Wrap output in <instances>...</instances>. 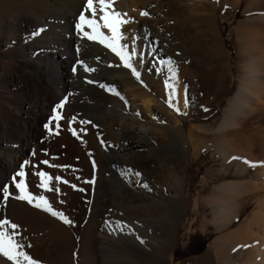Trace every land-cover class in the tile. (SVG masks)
Returning <instances> with one entry per match:
<instances>
[{
  "label": "rangeland",
  "instance_id": "1",
  "mask_svg": "<svg viewBox=\"0 0 264 264\" xmlns=\"http://www.w3.org/2000/svg\"><path fill=\"white\" fill-rule=\"evenodd\" d=\"M83 2L85 13H89L88 18L94 20L87 0ZM126 2L128 18L134 21L142 16L139 19L143 22L142 26L147 28L148 35L155 34L156 44H161L171 54L168 62L163 63L161 76L156 74V70L150 71L148 66L140 73L146 87L139 89L144 99L152 100L149 103L151 107L158 106L164 109L163 112L170 111L177 121L175 125L173 117L162 116L158 125L151 129L152 134L164 144L162 149L150 152L152 163L148 165L150 168L155 167L153 171L156 169L154 173L161 179L159 183L165 191L169 182L165 179L167 172L162 166L171 164L175 167L180 183L171 196L180 198L182 205L174 207L172 211L161 207L156 212L160 224H173L174 227L172 244L158 254L163 257L165 264H264V0ZM141 11H146L148 15H141ZM13 19H0V61L6 64L19 58L2 46V37L13 34L4 33L6 25H10L8 22ZM213 43L221 47L218 60L212 50ZM127 49L129 55L132 49L123 48ZM141 49L145 50V46L142 45ZM133 59L134 56L130 62L132 65ZM157 60L154 53L148 63ZM8 65L13 68L11 64ZM254 74L257 76L253 77ZM166 81L171 86L168 89L165 88ZM0 83V127L13 142V133L18 130L23 138L20 148L23 158L18 166L19 171H24L23 176L14 170L8 175L0 171V220L7 219L18 225L15 230L8 229L9 233H18L14 239L22 247L17 251L26 253L36 264H136L135 253L114 249L111 243L100 246L106 254L98 253V257L93 254V241L98 233L97 225L93 224L96 227L94 229L89 227L90 208L96 193L95 180L98 179L94 153L101 150L100 147L108 140L106 136L93 126L94 122L85 120L83 110L74 108V119L65 122L57 135L69 152L55 157L46 149L42 150V154H46L42 157L47 161L43 163L53 177H41L33 172L36 169L34 153L24 146L29 137L27 126L22 124V119L16 118L17 103L25 96L23 93L18 94L9 78L1 77ZM243 84L252 89L257 98L248 100L252 111L250 114L243 109L240 116H236L233 110L237 111L238 102H243L239 92ZM173 88L175 95L171 102L175 107H170L166 101L172 95ZM123 90L125 98L128 93L125 87ZM112 101L110 97L100 98L95 101L92 111L100 117L104 113L107 115ZM3 106L9 107L11 111L3 110ZM226 119H233L232 125L216 131L222 120L228 121ZM208 130L215 132L209 133ZM120 132L116 131V134ZM118 139L113 140V143ZM248 146L252 153L247 159L255 164L244 165L235 158L227 157V151L234 149L246 152ZM132 170L130 182L136 185L138 170ZM20 180L24 181L23 191L16 187ZM230 182L238 184L240 188L237 192L224 187ZM42 183L47 187L42 186ZM4 186L10 193L7 199L3 195ZM21 196L29 197L32 202L19 198ZM104 198L106 201L102 207L107 212L99 216L100 221L110 218L108 211L113 212V201L107 195ZM159 199L165 200L164 197ZM216 199L231 200L236 210L226 213L218 211L213 204ZM228 204L224 205L230 206ZM49 206L52 211H61L69 216L71 223L58 220L56 215L47 210ZM19 209L32 214L34 211L43 213L56 222L42 227L34 225L18 214ZM147 213L149 211L143 213V217ZM246 223L251 228L244 227L236 231ZM219 224L229 225L219 227ZM247 230L250 238L245 234ZM17 259L19 264H29L22 257ZM0 264H16V260L10 261L0 254Z\"/></svg>",
  "mask_w": 264,
  "mask_h": 264
},
{
  "label": "bare ground",
  "instance_id": "2",
  "mask_svg": "<svg viewBox=\"0 0 264 264\" xmlns=\"http://www.w3.org/2000/svg\"><path fill=\"white\" fill-rule=\"evenodd\" d=\"M84 9L83 0H0V19L14 18L12 22H8L10 25H6V30H4L5 34L8 32L13 34L2 37V46L14 56L19 57L7 64L2 60L0 61V79L1 77L9 78L12 87L16 88L18 94L23 93L25 96L17 103L16 118L22 119V124L27 126L29 137L24 146L34 153L36 169L34 171L32 169V171L36 174L39 175L43 172L47 179L53 177L51 171L43 163L44 157L42 156L46 154H42V150L46 149L55 157L64 152H69L57 135L65 126V122L74 119V108L83 110L85 120L94 122L93 126L108 139L100 147L101 150L97 149L98 152L94 153L95 174L98 179L95 180L96 193L89 215V227L93 229L97 227L98 232L93 241L94 256L98 257V253L101 252L104 254L105 252L100 246L111 243L114 249L125 253H135L133 255L136 264H158V262L165 264L163 257L158 253L172 244L171 238L174 234V227L173 224H160L159 217L157 218L155 215L161 207H167L170 211L176 207H182L181 199L178 197L174 199L171 196V192L180 183L178 180L180 177H177L175 167L171 164L162 166V169L167 172L165 179H168L169 182L165 191L163 185L159 183L161 179L154 173L156 169L153 171L155 167L150 168L148 164L152 163L150 152L162 149L164 144L152 134L151 129L158 125L162 116L172 118L173 114L168 110L163 112L164 109L158 106L151 107L149 105L152 100L150 98L144 99L139 90L145 87L141 80L142 77L140 76L138 80L132 71L124 66L120 57L107 45L112 44L125 58L128 57V49L123 50L125 46L130 47L132 51L135 50L136 55L132 66L139 74L143 73L142 70L144 71L145 66H148L150 71L155 72L156 70L158 72L156 74L161 76L165 65L163 63L168 62L171 54L162 48L161 44H156L153 32V36L148 35L147 28L143 27V22L139 19L142 16L134 19V21L128 18L126 0H115L114 3L115 11L121 14L127 13L123 19L128 21L118 25L115 40H113L111 30L104 27V22L100 19L104 13L100 12L99 9L93 18L97 25L95 30L88 23H84L82 29H77L76 25L79 23V16L82 12L85 15V20H90L87 16L89 13L86 14ZM97 33H103V36L101 37ZM89 35L96 38L89 39ZM158 37H160L159 34ZM101 39L104 40L103 43L100 42ZM154 44L157 46L155 47ZM121 45L123 46L122 50ZM142 45L145 46L143 51H141ZM212 50L215 59L218 60L221 52L220 45L213 43ZM154 53L158 60L148 63L151 54ZM153 58L156 57L153 56ZM8 64H11L13 68L9 67ZM256 76L253 75V77ZM133 84H137L136 86L139 87H134ZM101 85L106 87H101ZM113 87L120 95L110 90ZM123 87L126 88L125 91L128 94L124 99H121V96L124 97ZM239 88L243 102L237 104L232 100L239 106V108L236 106L238 112L233 110V115H239L243 109H246L250 114L249 112L252 111L248 100L256 99L257 96L245 84ZM108 97L113 100L110 113L107 115L104 113L105 116L102 117L96 115L92 111L95 101ZM235 100L239 99L236 98ZM3 110L11 111L6 106H3ZM172 119L173 123L177 125L174 117ZM108 120L113 122L109 123ZM231 121L233 119L222 120L216 131L227 129L232 125ZM119 130L121 131L120 136L116 134V131ZM7 132L9 133V131ZM208 132L214 133L215 131L208 130ZM0 134V171H4L7 175L13 170L21 173L22 171L21 169L18 170V166L23 158L20 153L23 138L19 130L15 134L13 133L15 142L5 136L3 127H0ZM117 137H119L118 141L113 143ZM251 153L252 149L248 146L246 152L233 149L227 151L226 154L227 157L237 159L240 164L252 165L255 162L247 159ZM65 160L68 159L65 157ZM132 168L138 170L136 173L138 183L136 185L130 182ZM224 187L237 192L239 186L230 182ZM105 195L113 201L111 204L113 212L112 210L108 211L110 218L100 221L99 216L107 212L102 207L103 202L106 201ZM159 197H164L165 200L159 199ZM226 203H229L230 206L224 205ZM213 204L222 213L235 209L231 200L217 201L216 199ZM145 210L149 213L143 217V213L146 214L147 212ZM57 213H62L64 217L70 220L65 213L61 211H57ZM18 214L28 219L32 224L41 227L50 224L52 221L56 222L37 211L32 214L27 210L19 209ZM56 217L58 220H63L59 215ZM93 224L97 226L95 227ZM227 225L229 224H219V227H227ZM244 227L249 229L251 225L246 223L239 226L236 231ZM249 233L247 230L245 234L248 235ZM247 235L244 236L247 237ZM251 236L253 237L254 234ZM241 237L243 238V235Z\"/></svg>",
  "mask_w": 264,
  "mask_h": 264
},
{
  "label": "snow or ice",
  "instance_id": "3",
  "mask_svg": "<svg viewBox=\"0 0 264 264\" xmlns=\"http://www.w3.org/2000/svg\"><path fill=\"white\" fill-rule=\"evenodd\" d=\"M114 3H115V0H95V6H94V0H87V7L92 11L93 15H95V13L97 12V9H99L100 12L104 13L100 17V19L103 20L104 27L109 28L111 30V32L113 33V40H115L117 38L118 25L121 24V23H127L128 22V21L123 19V16H127V13L121 14V13L115 11ZM140 14L141 15H148V13L146 11H141ZM84 23H88L89 26L93 27L94 30L97 27L95 20H91L90 19V20L86 21L85 20V15L82 12L80 14V16H79V23H77V25H76L77 29H82V25ZM85 35H88V34L85 33ZM97 35L102 37L103 33H97ZM88 38L89 39H95L96 37L89 35ZM100 42L103 43L104 40L101 39ZM107 46L112 48V51L115 52L120 57V59L123 62L124 66L129 68L132 71L133 75L136 76V78L139 80L140 74L136 71V69L130 63L132 57L136 55L135 50H133L128 55V57L125 58V56L122 55L121 52L117 51V49L112 44H109ZM86 70L91 71L92 69H86ZM173 76H175V72H173ZM101 87H106V86L105 85H101ZM169 87H171V86L166 81L165 82V88L168 89ZM110 90L115 92V94L120 95L118 92H116L114 87L111 88ZM174 95H175V89L173 88L172 89V95L166 101V103H168L170 107H175L172 104V102H171L172 98L174 97ZM121 99H124V97L121 96ZM186 103H187V101H186ZM175 110L179 111L178 108H176ZM137 114L139 115V113H137ZM45 127H48V126L45 125ZM44 163H47V161H44ZM18 175L19 176H23V172L19 173ZM39 175L41 177H44L45 173L41 172V173H39ZM57 179H59V178H57ZM23 185H24V181L20 180L19 183L16 184V187L20 188L23 191ZM42 186L47 187V185L45 183H42ZM3 195H4L5 199H7L8 196L10 195V193L7 190V186H4V188H3ZM19 198H21V199H29V202H32L31 199L29 197H26V196H21ZM40 199L44 200L43 197H40ZM44 202L47 203V201H44ZM37 206H39V205H37ZM47 210L52 212V215H54V216L55 215H59L60 218L63 219L66 223H71V221H69L66 217H64L62 213H57L55 211H52L50 206L48 207ZM9 228H11L12 230H15V229L18 228V225L12 224L7 219L0 220V254H2L3 256L7 257L9 260H16V264H19V261L17 259L19 257H22L24 260H27L29 262V264H36V262L33 261L26 253L17 251V249L22 247L14 239V237L16 235H18V233L15 232V231L9 233V231H8Z\"/></svg>",
  "mask_w": 264,
  "mask_h": 264
}]
</instances>
